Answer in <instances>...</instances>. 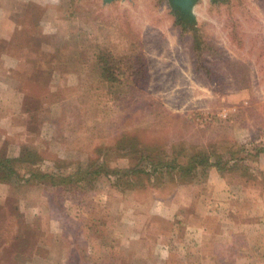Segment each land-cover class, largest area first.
I'll return each mask as SVG.
<instances>
[{
    "label": "rangeland",
    "instance_id": "374dc122",
    "mask_svg": "<svg viewBox=\"0 0 264 264\" xmlns=\"http://www.w3.org/2000/svg\"><path fill=\"white\" fill-rule=\"evenodd\" d=\"M52 1L37 37L30 31V44L9 51L19 69L6 76L18 82L9 87L18 100L2 95L11 117L0 126V152L25 148L33 169L50 175L72 176L99 158L103 168L88 187L0 183V264H103L140 236L152 255L170 227L167 203L193 193L186 213L211 232L212 217L264 228V0H191L199 63L170 0ZM100 50L137 52L144 84L114 95L94 58ZM115 140L122 150H113ZM145 144L153 160L180 150L182 164L203 152L218 166L196 165L185 181L162 187H111L112 172L140 162Z\"/></svg>",
    "mask_w": 264,
    "mask_h": 264
},
{
    "label": "crops",
    "instance_id": "0c3cea01",
    "mask_svg": "<svg viewBox=\"0 0 264 264\" xmlns=\"http://www.w3.org/2000/svg\"><path fill=\"white\" fill-rule=\"evenodd\" d=\"M52 2V0H0V85L5 87L0 91V126L11 117L10 113L5 115L2 112L7 109L3 106L5 101L2 95L10 93V96L5 99L18 100V97L16 98L18 95L12 96L9 89L13 86L14 80L6 76L8 70L19 69L18 62L13 60L9 51L16 49L13 52L17 53L19 48L17 46L30 44L32 42L30 31L33 32L34 37H37L33 30L35 27L37 30L39 22L50 14L53 7L50 3ZM4 70L5 73H3ZM194 194L191 197L188 194L186 198L178 202L172 201L174 208L169 202L167 203L170 207L169 211L167 209L166 216L162 217L166 218L164 220L170 227L166 231V237L158 234L154 239L155 248L151 250L152 255H147L149 250L140 236L123 244L126 254L120 258L106 257L102 263L174 264L181 261V264H264V255L260 252V247L264 246V234L261 231L263 226L260 222L243 223L232 220L228 222L229 219L222 220L220 217H212L215 220L216 231L211 232L210 225L194 223V213H186L192 204ZM210 194L208 193L209 196ZM181 210L185 217H181ZM189 217L190 219L193 217L192 223H188ZM143 230L146 231L147 227L144 226ZM162 231L159 230L158 233ZM248 244L254 246L255 253L247 252ZM137 245L141 251L136 249ZM54 260L58 261V259Z\"/></svg>",
    "mask_w": 264,
    "mask_h": 264
},
{
    "label": "trees",
    "instance_id": "16d2710c",
    "mask_svg": "<svg viewBox=\"0 0 264 264\" xmlns=\"http://www.w3.org/2000/svg\"><path fill=\"white\" fill-rule=\"evenodd\" d=\"M170 6L172 5L170 4ZM172 15L174 24L179 26L182 32L192 31V48L196 53L195 63H199L201 42L198 33L193 31V18L189 13L175 6H172ZM130 46L131 43L128 47L130 48ZM132 52L133 53H126L122 56H113L107 50H100L94 57L96 63L99 65L101 79L107 83V89L109 91L113 92L114 90V95L115 92L121 91L122 86L125 84H129V87L133 85L138 86L140 82H143L142 85L144 84L146 75L143 69V63L137 52ZM121 145V141L115 140L113 150H122L124 147H121ZM20 148L18 149L19 152L16 151V153L9 150L7 152H0V183L10 186L13 189L21 188L17 186L19 184H28L29 182H35L42 178L46 179V184L52 188H65L69 182L73 183L74 187L79 185L88 187L89 182L94 180L97 176H100L98 168L100 170L103 168V163L99 158L93 161L87 160L86 166L83 168L78 164L76 168H74L72 180V176H66L64 174L50 175L39 173L38 170L33 169L34 162L28 159L29 154L25 153V148L24 151ZM150 148L153 147L145 144L144 149L139 155V160L141 161L134 163L131 168L113 171L112 175L108 173V171L104 172L103 176L106 175L109 177V175H111L114 178L111 182V187L119 188L120 190L126 188L130 190L135 188L143 189L148 186L162 187V185L164 186L165 183L169 181V183H175L176 180L178 182L182 180L185 181L191 176V173L194 172L196 165L201 168L207 166L215 169L218 166L217 162L208 163V158L204 156L203 152L202 154L194 153L191 157H187L185 163L182 164L177 161V156H181L182 154L180 150L174 153L172 152V157L165 159V161H161L159 156H155L156 160H153L150 159ZM161 148H163V146ZM262 148L264 149V147ZM261 149H258L254 154L257 155V153L263 152ZM200 157L202 158L199 160ZM21 166H24L26 170L24 173L19 174L18 177L17 172L19 169L22 170ZM163 175L166 176L165 181L162 180V177H164Z\"/></svg>",
    "mask_w": 264,
    "mask_h": 264
},
{
    "label": "water",
    "instance_id": "95a60500",
    "mask_svg": "<svg viewBox=\"0 0 264 264\" xmlns=\"http://www.w3.org/2000/svg\"><path fill=\"white\" fill-rule=\"evenodd\" d=\"M172 6L179 8L182 11H185L190 14L191 10V0H170Z\"/></svg>",
    "mask_w": 264,
    "mask_h": 264
}]
</instances>
